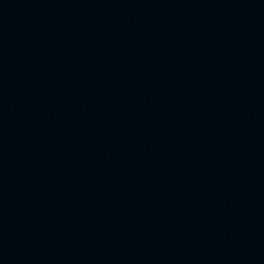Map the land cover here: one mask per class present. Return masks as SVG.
<instances>
[{"label":"water","instance_id":"95a60500","mask_svg":"<svg viewBox=\"0 0 264 264\" xmlns=\"http://www.w3.org/2000/svg\"><path fill=\"white\" fill-rule=\"evenodd\" d=\"M0 264H264V0H0Z\"/></svg>","mask_w":264,"mask_h":264}]
</instances>
